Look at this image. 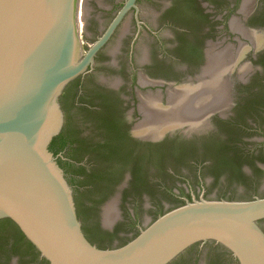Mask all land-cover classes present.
Returning <instances> with one entry per match:
<instances>
[{"label": "water", "instance_id": "95a60500", "mask_svg": "<svg viewBox=\"0 0 264 264\" xmlns=\"http://www.w3.org/2000/svg\"><path fill=\"white\" fill-rule=\"evenodd\" d=\"M133 1L126 0L120 9L123 0H0V219L13 222L48 264H170L187 249L171 264H190L196 253L205 264H234L231 257L237 264H264V170L256 167L264 163V151L251 156L241 151L245 146L253 151L264 147V122L258 115L264 113V101L251 104L248 102L253 98L249 97V109L244 111L245 121L255 119L259 132L246 131L243 122L230 128L218 126V136L231 145L227 149L231 162L252 167V173L237 175L230 165L216 171L205 168L204 195L209 199L200 196L181 204L177 196H183V189L174 192L176 179L162 173L160 166L148 161L150 157L146 158V165L154 174L149 184L119 189L122 175L131 170L126 165L119 175L99 179L97 185L103 187L100 191L90 180L75 181L67 167L71 178L65 177L49 150L63 122L61 92L92 66L95 54ZM148 19L151 23L155 20L152 16ZM127 25L128 17L105 45L98 62L108 61L109 66L100 68L98 75L120 77V92L130 107L134 94L127 85L131 79L125 57L127 38L119 44V36ZM174 25L186 30L181 37L187 40L194 35L192 27L196 26L198 35L207 22L198 21L194 26L190 19L182 18ZM231 27L241 30L236 20L231 21ZM164 29L171 31L169 27ZM252 31L264 33V29ZM153 45L155 42L149 48ZM108 53L112 57L104 58ZM230 54L229 48L209 45L198 83L191 84L193 78H189L176 88H169L168 107L164 110L158 106L159 91L140 94L139 110L144 120L137 130L146 137L178 127H184L186 132L205 130L209 113L227 105L225 73L230 66ZM164 57L165 61L175 58L173 64L182 68L183 75L194 73L202 64L186 50H167ZM240 70L245 72L246 68ZM147 72L152 77L165 78H174L176 74L161 65ZM93 79L88 77L79 96L78 83L68 86L70 100L75 102L68 113L88 141L96 143L101 139L97 120L82 106L100 102L91 92ZM109 81L113 86L118 84L117 79ZM139 82L144 85L140 88L143 91L159 88L145 85L148 81L142 77ZM258 88L262 89V85ZM242 137L249 141H241ZM198 149L197 158L218 157L203 144ZM92 151L80 150L75 155L98 162ZM176 152L171 150L167 154L174 158ZM165 168L184 170L185 180L180 184L200 188L195 167L171 160ZM76 184L85 185L86 190L72 193L71 185ZM105 203L102 221L111 230L99 234L89 225L98 218L96 206ZM82 225L93 243L85 237ZM2 233L0 264H41L15 229L6 228Z\"/></svg>", "mask_w": 264, "mask_h": 264}, {"label": "flooded vegetation", "instance_id": "af4514ba", "mask_svg": "<svg viewBox=\"0 0 264 264\" xmlns=\"http://www.w3.org/2000/svg\"><path fill=\"white\" fill-rule=\"evenodd\" d=\"M84 1L81 0V2ZM125 2L126 0H123L120 9ZM133 2V6L128 9L110 36L112 38L122 21L128 17V25L122 29L119 36V44L122 45L124 38H127L125 57L129 65L128 75L131 77L127 85L134 94L132 105L130 107L126 106L128 99L120 92V86L123 83L120 77L113 78L111 76L98 75L100 68L109 66L108 61L98 62L100 54H102L105 45L110 40L109 38L95 54L93 64L88 67L86 73L70 81L60 94L59 103L63 112V122L58 134L62 133L65 143L64 148L55 155L57 162L58 160L62 161V169L66 173L65 177L68 175L71 178L65 170V167H67L71 169V175L75 181L90 180V182L96 184L100 191H102L103 187H100V184L97 185L99 179L115 176L116 174L119 175L124 166L129 165L131 170L126 171L122 175L123 179L119 187L123 191L137 188L134 184L144 183L147 185L151 182L154 170L147 168L148 165H146V158L150 157L148 161L152 160L156 165L160 166L162 173L169 174L176 179L175 187L172 188L174 192L179 193V189H183V196H177L181 204L186 201H192L193 198L199 199L200 196L209 199L204 195L205 179L203 175L205 168H211L216 171L220 166L230 165L233 166V170L237 175L242 176L252 173V167H246L243 164L239 165V162L238 164L231 162L232 156L227 152L231 145L218 136L217 129L219 125L230 128L238 125V122H243L242 125L245 126L246 131L254 130L259 132L255 119L245 121L244 111L247 108L249 109L248 103L264 101V33L260 34L252 31L253 29H264V0H134ZM148 16L155 18L153 23L149 21ZM182 18L190 19L194 26L198 21H206L207 26L202 28L198 35L196 34V26L192 27L194 35L187 41L181 37L186 30L174 25L175 21H179ZM233 20L240 24L241 30H235L231 27V21ZM166 27H169L171 31L166 32L164 29ZM205 36H211V38L205 39ZM254 38L257 39V43ZM154 42L155 47L153 45L152 49H150V43L153 44ZM209 45H214L216 49L229 48L231 51L230 66L225 73L226 77H228L227 105H223L220 107L221 109L209 113L206 117L208 125L205 130L186 132L183 129L184 127H178L167 130L155 137L142 135L137 130L144 120V115L139 110L140 94L144 95L147 92L156 93L159 91L158 106L163 110L166 109L168 107L167 92L169 88L174 89L180 83L187 82L189 78H193L191 84L195 85L198 83L201 69L207 60V48ZM157 47L159 50H156ZM145 50L146 53L144 52ZM167 50L177 53L186 50L202 64L194 73L183 75L180 73L182 68L173 64L175 58L171 57L169 61H165L164 56ZM140 52L141 55H139ZM158 52L160 53L159 55L157 54ZM107 57H112V54H104V58ZM158 65L176 72L173 75L174 78L150 76L147 70ZM242 67L246 68L245 72L240 70ZM115 69L114 66L113 70ZM88 77L94 78L91 92L96 98L100 99V102L99 104L88 102L82 106L97 120L101 139L96 143L88 141L83 129L76 123L73 116L68 113L69 108L75 105L74 100H70L68 86L74 82L78 83L79 96ZM140 77L148 81L145 85L150 87L158 86L159 88L156 90H141L140 88L144 85L139 82ZM113 79L118 80L117 85L113 86L110 84L109 80ZM261 85L262 89L258 88ZM249 97L253 98V100L247 103L246 99ZM258 115H260L259 119L264 122V113L259 112ZM241 141L247 142L249 140L242 137ZM202 144L211 148L212 152L218 156L216 160L197 158V152L200 151L198 145ZM86 149L93 150L92 152H95L99 161L93 162L89 161L88 156L78 158L75 155L77 151ZM171 150L177 151L176 154H173L175 155L174 158H170L171 155L167 154ZM241 151L243 154L251 156L264 151V147L253 151L251 147L247 148L245 146ZM171 160L195 167L200 188H193L190 184H186V186L180 184L185 180L182 175L185 172L184 170L166 169L167 162ZM64 162L66 164L63 166ZM256 167L263 171L264 163H258ZM212 179H214L213 176ZM185 183L188 182L185 181ZM77 184L70 186L72 193L75 194V191L82 192L86 190L85 185L78 186ZM106 205L105 203L96 206L98 218L89 225L94 232L99 234H104L106 231L111 230L102 221V214ZM88 206L85 205L87 209L89 208ZM9 221L0 219V236H4L2 231L6 228L16 230V225ZM82 229L84 230L83 225ZM22 241L28 246L26 239H22ZM203 246L199 245L201 248ZM214 247L218 248L217 246ZM187 250L171 263L181 258ZM199 250L197 251L199 252ZM220 250L230 256L226 251ZM32 251L36 255L38 262L48 264L39 256L36 250ZM231 259L234 264H237L232 257ZM12 262H15V259ZM205 262L196 253L190 264H205Z\"/></svg>", "mask_w": 264, "mask_h": 264}, {"label": "trees", "instance_id": "16d2710c", "mask_svg": "<svg viewBox=\"0 0 264 264\" xmlns=\"http://www.w3.org/2000/svg\"><path fill=\"white\" fill-rule=\"evenodd\" d=\"M63 97V96H62ZM61 100V99H60ZM63 107V105H62ZM64 139L62 138V133L60 132L58 135L54 136L49 144V150L52 152V154L55 156L57 153H59L63 148H64ZM58 164H60V166H62V161L58 160ZM66 163L64 162L63 165H65ZM93 178V177H92ZM95 178V177H94ZM79 183H81V181L79 180ZM8 220V219H7ZM10 222V221H9ZM17 233L20 236L21 239H25V237L23 236V234L17 229ZM84 232V230H83ZM85 237L91 242L93 243L92 239L89 238L85 232H84ZM28 246H30V248L32 250H35L34 247L32 246V244L30 242L27 241Z\"/></svg>", "mask_w": 264, "mask_h": 264}]
</instances>
